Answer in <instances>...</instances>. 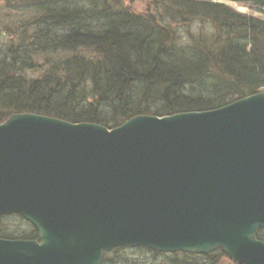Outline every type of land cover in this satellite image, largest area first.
Instances as JSON below:
<instances>
[{
	"label": "water",
	"instance_id": "water-1",
	"mask_svg": "<svg viewBox=\"0 0 264 264\" xmlns=\"http://www.w3.org/2000/svg\"><path fill=\"white\" fill-rule=\"evenodd\" d=\"M11 215L38 240L0 238V264H102L139 247L264 264V92L112 129L13 114L0 123V218Z\"/></svg>",
	"mask_w": 264,
	"mask_h": 264
},
{
	"label": "trees",
	"instance_id": "trees-1",
	"mask_svg": "<svg viewBox=\"0 0 264 264\" xmlns=\"http://www.w3.org/2000/svg\"><path fill=\"white\" fill-rule=\"evenodd\" d=\"M5 1L29 18L3 27L11 40L0 47V123L31 113L112 129L138 115L215 110L264 88V20L224 4L143 0L136 13L123 0ZM229 1L264 12V0ZM145 250L167 264L225 257Z\"/></svg>",
	"mask_w": 264,
	"mask_h": 264
},
{
	"label": "rangeland",
	"instance_id": "rangeland-1",
	"mask_svg": "<svg viewBox=\"0 0 264 264\" xmlns=\"http://www.w3.org/2000/svg\"><path fill=\"white\" fill-rule=\"evenodd\" d=\"M27 1L29 2V0H16V2H18L17 6L21 7V5H23V3ZM123 2L127 7H129L136 13H145L146 9L148 8L146 1L143 0H123ZM236 5L241 9H237L234 6H230V8L234 9L235 11L241 14H246L248 16H253L259 18L260 20H264V12L255 11L246 6H241L238 4ZM7 6L10 5H7L5 0H0V47H3L4 45L7 46L11 40L10 33L6 32L3 28L5 27L7 22L11 24L14 23L15 25L18 26L22 24L23 20L29 18V15H26L25 18V16L23 14H20V12H17V10H13V11L8 10ZM9 16L14 19H5V17H9ZM42 64H44L43 58L39 60V65ZM40 72L42 71L39 72L37 71L35 74L30 73L29 76L37 77ZM261 92H264V89H262ZM1 220L2 221H0V233H6L13 237H20L29 234L32 231V228L29 225V223L20 219L19 217L16 216L6 217ZM139 248H142V250L140 251L137 250ZM139 248H123L122 251L117 253L115 252L116 249L107 252L106 258L108 262L106 264H165L166 263L162 259H159L157 261L153 260V256L151 255V253L146 250L144 251V249L147 248H143V247H139ZM163 254H169V253H163ZM102 264H104V257ZM216 264H232V262L227 257H224L219 259Z\"/></svg>",
	"mask_w": 264,
	"mask_h": 264
},
{
	"label": "flooded vegetation",
	"instance_id": "flooded-vegetation-1",
	"mask_svg": "<svg viewBox=\"0 0 264 264\" xmlns=\"http://www.w3.org/2000/svg\"><path fill=\"white\" fill-rule=\"evenodd\" d=\"M20 217V216H18V215H11V216H4V217H1V218H6V217ZM0 218V219H1ZM24 221H26L25 219H24ZM27 222V221H26ZM28 223V222H27ZM29 225L31 226V228H33L34 229V227L29 223ZM33 229H32V231H33ZM35 230V229H34ZM35 232H36V230H35ZM34 238L33 239H27V240H38V234H37V232H36V235H34L33 236ZM2 239H4V238H2ZM8 240H25V239H8Z\"/></svg>",
	"mask_w": 264,
	"mask_h": 264
},
{
	"label": "bare ground",
	"instance_id": "bare-ground-1",
	"mask_svg": "<svg viewBox=\"0 0 264 264\" xmlns=\"http://www.w3.org/2000/svg\"><path fill=\"white\" fill-rule=\"evenodd\" d=\"M229 3V2H228ZM232 6H234V7H236L237 9H241V8H239L236 4H234V3H230ZM217 251H221V250H217ZM217 251H215V252H217ZM215 252H213V253H215ZM222 252V251H221ZM223 253V252H222ZM224 254V253H223ZM225 255V254H224ZM225 257H227L226 255H225ZM228 258V257H227ZM229 259V258H228ZM230 260V259H229ZM231 262H232V264H235L232 260H230Z\"/></svg>",
	"mask_w": 264,
	"mask_h": 264
}]
</instances>
